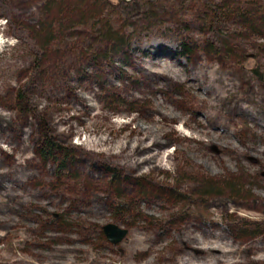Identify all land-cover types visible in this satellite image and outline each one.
Returning <instances> with one entry per match:
<instances>
[{
    "label": "rangeland",
    "instance_id": "374dc122",
    "mask_svg": "<svg viewBox=\"0 0 264 264\" xmlns=\"http://www.w3.org/2000/svg\"><path fill=\"white\" fill-rule=\"evenodd\" d=\"M1 2L0 264H264V0Z\"/></svg>",
    "mask_w": 264,
    "mask_h": 264
},
{
    "label": "trees",
    "instance_id": "16d2710c",
    "mask_svg": "<svg viewBox=\"0 0 264 264\" xmlns=\"http://www.w3.org/2000/svg\"><path fill=\"white\" fill-rule=\"evenodd\" d=\"M2 1V0H1ZM0 1V5L2 2ZM112 2L116 7H118L119 13H120V23H121V30H129L133 29H142L141 31L143 33L144 30L146 31H162L163 25L166 24L165 20L162 16H160L159 11L157 8L159 6V3L164 0H109ZM168 1H176V0H168ZM208 0H204L205 4H209L207 2ZM211 15H212V21L210 24V27H212L213 32H218L217 24H222V21L224 19V15H222L218 8L212 7L211 8ZM246 14L241 13L239 15L240 19H244ZM55 25V24H54ZM53 25V26H54ZM54 27H50V30H53ZM63 31V29H62ZM127 34V33H126ZM135 34V33H134ZM216 34H220L219 32ZM114 34L108 31L107 33L103 32L102 30L99 31L98 36L95 37V40L100 42V45L105 44V48L110 44H113L116 46V49L120 48V46H123L126 42H124V39L127 38L128 40L132 41V38L134 37L132 35H124L118 34L117 39L113 38ZM220 37L221 34H220ZM90 39H93L92 36L89 37ZM131 38V39H129ZM105 50V49H104ZM183 50L184 53L188 54L190 53V49L188 46H185V43L183 44ZM106 52V51H104ZM22 97V96H21ZM23 98V97H22ZM49 136H45L44 138V145L40 152V155L42 158L49 160L51 158L57 159V156L61 154L62 157H64L65 161H67L70 158V154L67 153V151L63 150L62 147H60L57 144V140L53 138L51 134H48ZM118 174L117 171L113 173L114 176Z\"/></svg>",
    "mask_w": 264,
    "mask_h": 264
},
{
    "label": "water",
    "instance_id": "95a60500",
    "mask_svg": "<svg viewBox=\"0 0 264 264\" xmlns=\"http://www.w3.org/2000/svg\"><path fill=\"white\" fill-rule=\"evenodd\" d=\"M104 232L108 240L114 244L118 245L126 237L127 231L122 230L114 225H109L104 228Z\"/></svg>",
    "mask_w": 264,
    "mask_h": 264
}]
</instances>
